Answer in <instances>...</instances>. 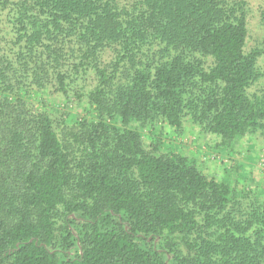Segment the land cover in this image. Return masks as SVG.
<instances>
[{
  "label": "trees",
  "instance_id": "obj_1",
  "mask_svg": "<svg viewBox=\"0 0 264 264\" xmlns=\"http://www.w3.org/2000/svg\"><path fill=\"white\" fill-rule=\"evenodd\" d=\"M2 11L17 49L0 54V264H264V204L244 210L234 183L147 152L129 128L191 115L229 150L264 131L246 1L0 0ZM50 92L98 119L60 118Z\"/></svg>",
  "mask_w": 264,
  "mask_h": 264
},
{
  "label": "rangeland",
  "instance_id": "obj_2",
  "mask_svg": "<svg viewBox=\"0 0 264 264\" xmlns=\"http://www.w3.org/2000/svg\"><path fill=\"white\" fill-rule=\"evenodd\" d=\"M248 6V37L245 51H262L258 59V70L262 76L253 84L250 94L264 93V25L261 12L264 0H244ZM11 15L8 11L0 12V54H10L17 49L14 40ZM52 110L57 109L60 118L69 115L74 120L87 118L97 120L98 112L85 101L72 98L65 101L59 94H46ZM62 128V127H61ZM129 128L142 137L147 152L159 155L177 154L194 162L200 172L219 181L234 183L238 190L241 206L248 210L250 206L264 204V131L248 134L232 142V149L220 148L221 137L211 134L201 121L191 115L184 118L180 128H174L163 120L142 124L132 122ZM66 129H69L68 127ZM64 130V129H62ZM258 203V204H257ZM58 223H63L60 214Z\"/></svg>",
  "mask_w": 264,
  "mask_h": 264
},
{
  "label": "built area",
  "instance_id": "obj_3",
  "mask_svg": "<svg viewBox=\"0 0 264 264\" xmlns=\"http://www.w3.org/2000/svg\"><path fill=\"white\" fill-rule=\"evenodd\" d=\"M263 170H264V165H263Z\"/></svg>",
  "mask_w": 264,
  "mask_h": 264
}]
</instances>
